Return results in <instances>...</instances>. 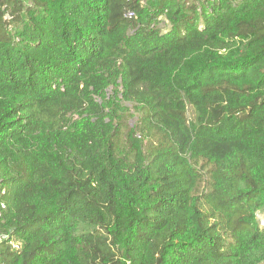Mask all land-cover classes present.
<instances>
[{
    "label": "trees",
    "instance_id": "trees-1",
    "mask_svg": "<svg viewBox=\"0 0 264 264\" xmlns=\"http://www.w3.org/2000/svg\"><path fill=\"white\" fill-rule=\"evenodd\" d=\"M0 203V264H264V0H0Z\"/></svg>",
    "mask_w": 264,
    "mask_h": 264
},
{
    "label": "rangeland",
    "instance_id": "rangeland-1",
    "mask_svg": "<svg viewBox=\"0 0 264 264\" xmlns=\"http://www.w3.org/2000/svg\"><path fill=\"white\" fill-rule=\"evenodd\" d=\"M160 27H161V29L162 30H164V31H167L168 30V25H166V24H161L160 25ZM130 123H132V120H130ZM257 218H258V220H260L262 223H264V213H259V214H257Z\"/></svg>",
    "mask_w": 264,
    "mask_h": 264
},
{
    "label": "built area",
    "instance_id": "built-area-1",
    "mask_svg": "<svg viewBox=\"0 0 264 264\" xmlns=\"http://www.w3.org/2000/svg\"><path fill=\"white\" fill-rule=\"evenodd\" d=\"M227 1H229L230 4H231L233 7H236V6L240 3V1H242V0H227ZM4 209H5V205H4V203H0V218H1V216H2L1 212H2V210H4Z\"/></svg>",
    "mask_w": 264,
    "mask_h": 264
}]
</instances>
